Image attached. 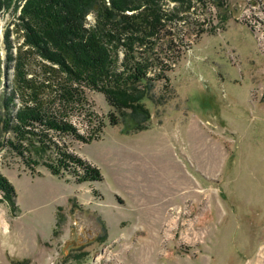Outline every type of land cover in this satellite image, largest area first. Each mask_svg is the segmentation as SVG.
Instances as JSON below:
<instances>
[{
	"label": "rangeland",
	"instance_id": "obj_1",
	"mask_svg": "<svg viewBox=\"0 0 264 264\" xmlns=\"http://www.w3.org/2000/svg\"><path fill=\"white\" fill-rule=\"evenodd\" d=\"M18 2L0 10V93L13 75L5 30L13 51L22 39ZM181 15L171 97L149 104L147 127L124 132L84 85L68 118L93 138L50 132L99 179L0 149L14 191L0 188V264H264V0H194Z\"/></svg>",
	"mask_w": 264,
	"mask_h": 264
},
{
	"label": "trees",
	"instance_id": "obj_2",
	"mask_svg": "<svg viewBox=\"0 0 264 264\" xmlns=\"http://www.w3.org/2000/svg\"><path fill=\"white\" fill-rule=\"evenodd\" d=\"M13 1L21 0H0V10ZM172 1L168 7L165 0H23L15 17L14 30L22 37L15 51L11 30L4 34L13 75L0 93V149L8 145L27 166L43 164L52 174L68 170L79 181L99 179L95 166L50 132L93 138L68 118L86 99L84 85L104 93L114 107L111 123L123 122L124 132L148 126L149 104L158 108L171 97L167 72L181 52L171 28L194 5ZM5 131L10 135L3 138ZM0 188L13 199L1 173Z\"/></svg>",
	"mask_w": 264,
	"mask_h": 264
}]
</instances>
